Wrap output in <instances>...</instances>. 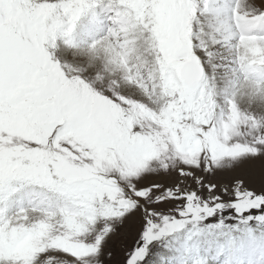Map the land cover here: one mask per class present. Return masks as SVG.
Listing matches in <instances>:
<instances>
[{"label":"snow or ice","instance_id":"1","mask_svg":"<svg viewBox=\"0 0 264 264\" xmlns=\"http://www.w3.org/2000/svg\"><path fill=\"white\" fill-rule=\"evenodd\" d=\"M0 264H264V0H0Z\"/></svg>","mask_w":264,"mask_h":264}]
</instances>
